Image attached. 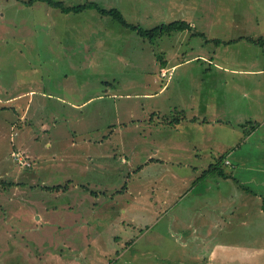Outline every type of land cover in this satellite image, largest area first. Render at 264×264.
Wrapping results in <instances>:
<instances>
[{
    "label": "rangeland",
    "instance_id": "1",
    "mask_svg": "<svg viewBox=\"0 0 264 264\" xmlns=\"http://www.w3.org/2000/svg\"><path fill=\"white\" fill-rule=\"evenodd\" d=\"M60 1L95 5L65 12L45 0H0V264H201L203 249L198 243L187 245L172 231L186 227L192 218L185 200L194 190L182 184L178 175L193 168L186 165L185 157L197 153L195 137L191 136L186 154L173 143L158 151L161 156L172 151L174 155L164 158L168 170L167 177L159 176L161 182L155 183L158 177L152 168L139 170V165L171 132L183 143L184 130L196 129L193 122L199 121L189 120L193 100L205 88L213 98L225 95L228 87L232 107L241 119L244 111L253 110L258 119L263 118L264 77L235 74L230 85L222 81L215 86L213 76L220 75L218 70L211 68L208 74L204 70L214 51L225 48L216 44L221 42L216 38L247 35L261 13L247 7L249 0ZM96 5L103 10L117 8L126 21L144 29L181 20L192 21L194 28L142 36ZM241 19H250L246 31L237 25ZM244 43L230 46L229 58L241 64L238 67L251 63L249 56H243L244 46L250 53L258 52L257 46ZM159 55L167 60L169 77H161ZM183 110L188 124L180 132L169 124L174 125ZM136 131H144L139 147L147 150L138 152ZM104 134H111L104 145L81 142ZM72 139L80 142L73 151ZM118 139L126 145L118 147ZM244 141L252 143L249 138ZM28 146L38 156L33 166H24L13 156L19 152L17 157H27L31 165L30 153L20 151ZM72 153L82 157L78 170L71 168ZM108 153L110 157L103 158ZM258 155L260 161L247 164L248 171L239 163L233 168L222 161L214 172L207 170L208 179L221 183H212L213 189L205 194L247 191L236 178L264 173V152ZM89 159H95L94 170L84 165ZM75 171L84 177L71 176ZM153 184L160 188L152 191ZM197 186L206 190L205 182ZM250 188L249 193L257 192ZM140 190L144 198L137 206L135 196ZM152 194L158 206H153ZM169 196L167 205L176 209V216L168 215L161 200ZM200 198L192 200L196 203L192 209L205 205ZM249 227L240 225L235 235L241 242L263 243L259 236L253 240ZM127 236L133 240H125Z\"/></svg>",
    "mask_w": 264,
    "mask_h": 264
},
{
    "label": "crops",
    "instance_id": "2",
    "mask_svg": "<svg viewBox=\"0 0 264 264\" xmlns=\"http://www.w3.org/2000/svg\"><path fill=\"white\" fill-rule=\"evenodd\" d=\"M249 1L250 6L248 5L247 7L251 9H254L255 7L258 9L259 14L261 13L260 15L255 16L253 28H247L246 23L248 22V20L250 21V19L237 20V25L238 27H240V29L245 31L248 29L247 35L245 34L238 37L230 36L229 38H216L221 41L216 44H223L225 48L221 50L216 49L214 51L215 56L209 60L210 66L204 67L206 74H208V71H211V68H213L215 72L218 70V73L220 75L216 78L215 76H213V79L215 80V86L222 81L225 85H230L231 78L234 77L235 74H246L248 78H250L251 76L253 77L254 75H256L257 78L264 77V0ZM186 22L189 23L190 28H194V23L192 21ZM231 23L233 24L235 22L232 21ZM243 41L246 42L244 43L246 44V46H257L258 52L255 53L254 51L250 53L249 49H244L246 48L244 46V48L241 49V51H244L243 56H249L250 58H248V60L250 59L249 61L251 63L246 64L245 67H238L241 64H237V61L235 59L231 57L229 58V56L232 55V53L230 52H233L230 46H238ZM237 52L238 51L236 50V54ZM254 56H259L260 58H253ZM163 58L164 56L159 55L160 63L162 65L160 70L161 77H169L168 72L167 75H163V72L168 71V67L166 68L165 66L167 60ZM212 63L213 66H211ZM175 65H173V68L175 67ZM254 84L255 83L251 81V85L254 86ZM165 85L162 86L158 91L164 89ZM257 85H259L258 82ZM227 88L224 89L226 90V93H224L225 95H223L222 97L217 95L213 98H210L208 96L209 91L206 90V88L201 91L198 95L199 98L195 101L193 100L195 106L193 107V111L191 113L192 118L189 119L199 121V123L193 122V124H195L196 126V129H191L190 127H188L189 129H187L185 127L188 124V121H185L188 113L183 110L181 118H178L177 122H175L174 125L169 124V126H177L175 129L179 130L180 132L183 131V129L181 128H186L182 134L184 142H178V140L174 138L175 134L172 135V132L170 133L168 131V133H170L169 138L167 140H160L161 142H163L162 145L151 148V154L147 156L146 160L141 162V164L139 165V170L152 168V172L156 173L158 177L157 179H155V183L161 182L159 176L165 175V177H167L166 174L168 170L167 165H165L167 159L164 158H169L173 154V151L164 156H161L162 154L158 153V151L164 152L166 148L165 144L173 143L174 148L182 149V151L186 154V151L189 150L188 145L190 146L191 136L195 137L192 141H194L195 145L193 146L196 147L197 153L195 154L194 151V154L190 153V157H188V155L187 157H185L186 165L192 166L193 168L190 171H185L182 175H178V178L180 179V182L182 184H190L191 189L194 190L188 193L189 198L185 200V202L189 204L188 206H191V208L189 209L191 211L192 218L188 220L186 227H180V229L175 230L173 229V235H178L180 238L185 239V243L187 245L190 244V242L195 243L194 241L198 243L199 247L203 249L200 254L201 264H264V242L253 243L251 242L252 240L241 242L239 240V235H235V233L241 230L240 225L242 226V228L244 226H251L253 227V229L249 227L247 228V231H253L254 241L259 237L264 238V173L259 177L247 176V178L245 179L239 177L236 178L239 180L240 188H247V191H243L241 193H236L235 191L226 193L211 191L208 194H205V191H210L211 189H213V186L211 185L212 183H221V181L218 179H208L207 170L211 172L217 170V168L215 170H213V168L218 167V162L222 161L224 164L230 165L233 168L237 167V164L239 163L240 166H244L242 169H246L248 171L249 166H252L257 161H260L258 153L264 152V149H262L264 148V129H261V126L264 125V116L260 120L256 116V112L254 110L249 113L244 111V113L246 114L244 118L241 119L238 116L239 113L234 107H232V95L230 94V90L228 91ZM227 93L230 94L229 97ZM88 100L74 105L80 106ZM262 103L264 104V100L262 101ZM24 115L25 112H23V116ZM153 119L154 116L149 117L150 121H152ZM243 119H245L244 122H241L243 121ZM249 127L251 129H248ZM222 130H224L225 134L222 133ZM137 132L138 131L135 132L134 141L138 152L140 149L147 150L143 147H139V142L143 139L144 131H139L138 134ZM110 136L111 134H104V137L100 139H96L95 137L84 138L81 142H83L84 144L100 143L104 145L105 141L108 142L110 140ZM203 137L204 142L202 141ZM244 137L245 139L249 138L252 143H247L249 141H244ZM37 138L38 137L36 136L35 139ZM117 141L119 144L117 145L118 147H124L126 145L124 139L123 141H121L120 139L116 140V142ZM71 142L72 146L70 145V149L72 148V151L80 145V142H78L76 139H72ZM242 144L244 147H241V149H239V146H242ZM88 147L89 149L92 148L91 146ZM23 148H21L20 151L27 152L32 155L31 156L30 154H27L28 158L30 157L32 160V164L28 166H33L34 161H36L38 156L30 146ZM215 149H218V154L215 153ZM227 150L231 151L230 155L222 154ZM131 151L134 152L133 150ZM79 154L80 153H75L73 155L72 153L70 157L71 168L74 167V169L78 170L77 167L79 161L82 158L79 156ZM57 157H59L61 160L60 162L58 160L57 161L62 164V155L58 153ZM109 157L110 154L108 153L103 158ZM94 160L95 159H89L87 161L88 163H84V165H86L87 167V170L91 168L94 170ZM122 160L129 161L128 158H123ZM188 160H193L194 164H190V162L188 163ZM196 160L198 161V163L196 162ZM139 161L140 160H137V162ZM155 161H158V163ZM159 161H161L162 163H160ZM109 164L110 163H107L105 167H108ZM247 164H249V166H247ZM38 168H41L40 164ZM87 172L88 171H86V173ZM63 173L65 172L63 171ZM223 173L224 172H222V174ZM71 176L84 177V175L80 174L79 171L78 173L75 171L74 174H71ZM228 177L230 176L224 175V177L222 178ZM200 182H205L206 190L198 189L197 184H199ZM141 185L142 184H140V186ZM250 186H253V189L257 192H254V194L249 193V191L252 190ZM174 187L175 186H172V188ZM159 188L160 186H156L154 184L150 187L152 191L158 190ZM182 193L183 191L181 192V194ZM92 194H94V192H92ZM194 194L196 195L194 196ZM197 196L201 197L200 200L205 201L204 206L198 205V211L194 208L192 209V206L196 204L192 200L197 199ZM150 197L152 199H156L154 203L152 202L153 206H158L159 204L157 201V197L153 194ZM170 197L171 196L165 199L161 198V200L165 201L167 205V200H169ZM143 198L144 194L142 190L136 193L135 199L138 202V204H136L137 206H139V203L142 202ZM178 202H181L180 198L179 200H177L176 204ZM224 206L229 208H226ZM167 210L169 216L177 215L176 209L171 205H167ZM249 220L250 222H248ZM184 230H187L188 233L185 234ZM125 240L131 242L133 238L127 236Z\"/></svg>",
    "mask_w": 264,
    "mask_h": 264
},
{
    "label": "trees",
    "instance_id": "3",
    "mask_svg": "<svg viewBox=\"0 0 264 264\" xmlns=\"http://www.w3.org/2000/svg\"><path fill=\"white\" fill-rule=\"evenodd\" d=\"M33 1V0H31ZM48 2L50 5L54 7H60L63 11L65 12H70V11H76L79 12L83 8L94 6L95 4L92 2H86L84 4H78V5H66L63 1L60 0H45ZM97 8L106 13H111L114 18H116L122 25L131 28L132 30L137 31L139 34L142 36H148V35H154V34H159V33H171L173 31H184L188 28H190L189 23H187L184 20L181 21H175V22H169V23H163L161 25H158L157 27L153 29H144L140 27L139 25L129 23L128 21L125 20L124 16L122 13L117 9V8H112L110 10H103L101 9L98 5H96Z\"/></svg>",
    "mask_w": 264,
    "mask_h": 264
},
{
    "label": "built area",
    "instance_id": "4",
    "mask_svg": "<svg viewBox=\"0 0 264 264\" xmlns=\"http://www.w3.org/2000/svg\"><path fill=\"white\" fill-rule=\"evenodd\" d=\"M163 75H167V71L163 72ZM19 153V152H17ZM17 153H13V156L15 157V159H18L19 162H22L24 165H30V163L26 160L27 157L22 156L20 159L17 157ZM17 161V162H18Z\"/></svg>",
    "mask_w": 264,
    "mask_h": 264
}]
</instances>
